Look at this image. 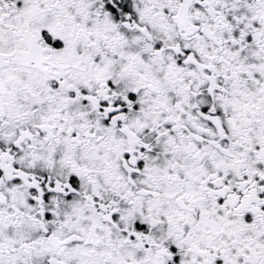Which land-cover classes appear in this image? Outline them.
I'll return each instance as SVG.
<instances>
[{
  "label": "snow or ice",
  "instance_id": "6c2138e0",
  "mask_svg": "<svg viewBox=\"0 0 264 264\" xmlns=\"http://www.w3.org/2000/svg\"><path fill=\"white\" fill-rule=\"evenodd\" d=\"M0 264H264V0H0Z\"/></svg>",
  "mask_w": 264,
  "mask_h": 264
}]
</instances>
